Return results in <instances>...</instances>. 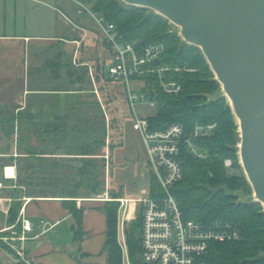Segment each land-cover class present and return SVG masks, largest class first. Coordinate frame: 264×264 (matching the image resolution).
<instances>
[{
	"label": "trees",
	"instance_id": "1",
	"mask_svg": "<svg viewBox=\"0 0 264 264\" xmlns=\"http://www.w3.org/2000/svg\"><path fill=\"white\" fill-rule=\"evenodd\" d=\"M80 1L94 12L102 13L126 40L135 42L139 50L151 44L164 45L162 65L194 69L193 72L166 73L165 80L181 84L182 91L178 95L164 93L156 75L135 79L144 83L142 90L156 103L154 113L147 117L152 129L180 123L189 133L197 125L216 124L208 134L195 140L200 151L207 155L206 159L196 158L183 150V178L174 187L173 194L185 220L228 221L240 225V240L210 244L206 256L208 264H264V207L259 202L248 201L253 192L240 161L239 124L226 97H217L221 84L201 50L187 44L173 31V24L153 10L125 5L120 0ZM103 44L109 52L110 47L104 39ZM80 46L77 59L81 63L92 62L101 102H86L85 97L79 95L84 89L73 92L57 88L49 91L57 95L65 91L72 96L64 111L56 101L45 102L44 107L32 104L30 99L34 96L28 97L23 109L0 105V140L11 138L10 142L14 140L16 144V152L11 155L10 145L0 147V161L16 163L18 170L5 221L20 235L22 229L18 219L23 207L22 193L30 197H59L74 218V240L79 242L83 235V208L77 206L76 198H90L104 192L103 171L107 163L108 194L112 200L103 208L107 221L105 250L108 264H123L117 230L119 202L115 199L125 197L126 191L124 185L114 186V151L124 144L123 126L125 120H132V112L125 84L107 77V61L84 58L83 46ZM80 73L67 69L66 76L71 84L79 83L82 81ZM105 85L112 88L108 93H105ZM117 97H122L125 106L121 123L113 116L115 110L109 109ZM12 109H17V114ZM106 138L112 139L107 144L108 160L100 155L104 154ZM226 159L232 161L231 167L225 166ZM148 179L149 195L160 194L161 187L151 170ZM4 217L0 213V219ZM4 236H11V232L2 233L1 237ZM126 243L131 264H148L141 257L140 212L131 228L126 229ZM0 245L16 254L4 242L0 241ZM17 264L33 263L19 259Z\"/></svg>",
	"mask_w": 264,
	"mask_h": 264
},
{
	"label": "built area",
	"instance_id": "2",
	"mask_svg": "<svg viewBox=\"0 0 264 264\" xmlns=\"http://www.w3.org/2000/svg\"><path fill=\"white\" fill-rule=\"evenodd\" d=\"M71 1L77 5L79 17L88 15L96 21L103 39L110 47L107 77L114 82H123L126 86L132 112V127L141 137L150 170L161 187V193L155 196L149 195L148 190L139 198L115 199L119 202L117 230L123 264H131L126 243V224L135 208L141 213V257L145 263L208 264L206 256L210 244L240 240L241 227L237 223L228 221L202 223L185 220L173 189L183 178V150H187L196 158L206 159L207 155L200 151L195 140L208 134L216 124L197 125L189 133L180 123L171 124L164 129H152L148 118L139 116L136 108L137 102L150 98L145 91L137 94L130 87V83L135 79L156 75L164 93L178 95L182 91L181 84L174 80H165L166 73L193 72L194 69L162 65L164 45L151 44L139 50L136 43L126 40L115 24L109 22L102 13L94 12L80 0ZM81 41H75L77 49ZM156 60H160V63H155ZM95 92L98 94L97 89ZM150 106H155V101L152 99ZM105 158L108 159V156ZM224 163L226 167L232 166L230 159H226ZM8 168L13 169L11 176L7 174ZM4 177L16 179L15 167H5ZM2 187L0 183V188ZM0 209L8 213V208L5 207L2 199ZM18 220L21 222V234L13 232V227L5 228L4 231L11 230L13 235L2 237L1 240L15 251L18 258L28 262L25 257V242L28 238L25 234L33 231V222L22 216V211Z\"/></svg>",
	"mask_w": 264,
	"mask_h": 264
},
{
	"label": "crops",
	"instance_id": "3",
	"mask_svg": "<svg viewBox=\"0 0 264 264\" xmlns=\"http://www.w3.org/2000/svg\"><path fill=\"white\" fill-rule=\"evenodd\" d=\"M41 1L0 0V105L20 106L23 109L29 96L39 97L41 94L55 93L40 85L39 75L43 73V69H49L43 59L46 49L55 51L58 60H65L66 56H70L71 59L77 58L79 48L74 45L75 41L82 40V56L87 59L99 58L90 54V43L92 45L98 40L106 48L102 33L94 34L93 29L83 22L82 17L76 18V25L67 21L66 24L73 28L69 31H60L56 20L54 23H51L53 20L46 23L42 12H39L37 7L29 5L31 2ZM51 10L53 11V8H50ZM45 27H49L54 33L48 36L39 34L38 31L43 32ZM57 67L68 69V65L64 63L58 64ZM58 93L61 95L63 92ZM61 98L63 96L59 97L58 106L64 111V100ZM5 167H15L18 175L16 164L7 161L3 165V176ZM16 181L17 178H5L6 184L0 192L4 191L6 195H10L16 187ZM114 182L123 185L115 180ZM0 183L4 184L2 181ZM22 189L25 190L24 187ZM125 191V197H132L130 190L125 188ZM0 199L9 209L12 196ZM21 199L22 216L33 222V231L25 234L28 238L25 242L26 256L31 263L108 264L105 250L107 221L103 210L105 203L112 200L108 194V182L103 195L76 198L77 206L83 208V235L79 242L74 240L72 229L74 218L65 208L62 198L30 197L22 193ZM65 223L66 226L61 229ZM5 228H9L7 224ZM17 257L0 246V264H17L19 260Z\"/></svg>",
	"mask_w": 264,
	"mask_h": 264
},
{
	"label": "water",
	"instance_id": "4",
	"mask_svg": "<svg viewBox=\"0 0 264 264\" xmlns=\"http://www.w3.org/2000/svg\"><path fill=\"white\" fill-rule=\"evenodd\" d=\"M122 1L166 18L201 50L222 86L217 97L230 100L238 120L240 161L254 191L248 201L264 206V0Z\"/></svg>",
	"mask_w": 264,
	"mask_h": 264
},
{
	"label": "rangeland",
	"instance_id": "5",
	"mask_svg": "<svg viewBox=\"0 0 264 264\" xmlns=\"http://www.w3.org/2000/svg\"><path fill=\"white\" fill-rule=\"evenodd\" d=\"M120 1L122 3H124L122 0H120ZM29 5H32V7H37L38 11L42 12L43 17L46 20V23H50L51 20H53V21H51V23L52 22L54 23L56 20L58 29L60 31L73 30V28H70L69 25L66 23L68 21L72 25H76L75 24L76 18L79 17V15L77 13V5L71 0H42L39 3H32L31 2V4H29ZM125 5H127V4H125ZM50 8H53V11L51 10L52 12L50 11ZM82 20H83V22L86 23V25H88L89 27H91L93 29L94 34L100 35L101 32L99 31V26L97 25L96 21L92 17L85 15V16H82ZM172 29H173V31L178 32V34H179V31H180L179 27H177L176 25L173 24ZM38 32H39V34H42L43 36H48V35H51L54 33L53 30L50 29L49 27H45L43 32H40V31H38ZM90 37H92V36L90 35ZM74 45H76V47H77V44L75 42H74ZM81 45L83 46V43ZM89 52H90V54H92L94 56H98L99 58H97V59H105L107 61V64H109V60H110L109 52L100 43V41L97 40V42L92 43V45L90 43ZM44 55L45 56L43 57V59L45 60L46 64L48 65L46 67H49V69H47V68L43 69L44 70L43 73H41L39 75L40 76L39 79L41 81L40 85H43L42 86L43 88H46L47 90L57 89V88L69 89L73 92L75 91V89L80 88V89H84V91L81 92L79 95L85 97L86 102L93 104V102H101L103 100V99L99 98L100 97L99 92H98V94L95 92L97 87H96L94 77H93V71H92V67H91L92 62L91 61L81 63L78 61L77 58L71 59L70 56H66L65 60H63V59L58 60L56 57L57 56L56 52L51 51L50 48L45 50ZM92 59H94V58H92ZM63 63L68 65V69H73L74 72H76V73H78V72L80 73L83 70L82 71L83 74H82V72L80 73V75H81L80 79L82 81L79 83L71 84L70 80L68 79V76H66L67 69H58V67H57L58 64L62 65ZM107 68H108V66H106V69ZM91 78H92V81H91ZM143 84L144 83L142 81L135 80V81H132L130 83V87H131V89H133V91L137 92V94H141L143 92V90H142ZM111 89H112L111 87H109L108 85H105V93H108L109 91H111ZM219 93H223L222 86L218 90V94ZM60 96H63V98H61V99L64 100L63 110H65V106H66L67 101H69L72 98V96L70 94H66L65 91L61 95L60 94L57 95L54 93L53 94L52 93L51 94H41V95H39V97H34V98L32 97V99H30V102L32 104L37 103L39 105H43V107H44L45 102H52L53 103L56 101L55 103H58ZM226 99L231 106L230 100L227 97H226ZM150 101H151V99H147L144 101L137 102L136 108H137V112H138L139 116L148 117L149 115H152L154 113V111L156 109V103H155V106L152 107V106H150ZM109 109L115 110V111L113 110L114 111L113 116L115 117L116 122L119 121V123H121L122 122L121 118H123V116L125 115L124 114L125 106L123 105L122 97L115 98L114 102L111 104V107ZM109 109H108V111H109ZM12 111L14 112V114H17V112H18L17 109H12ZM106 121L108 123V121H109L108 116H106ZM237 122H238V120H237ZM123 127H124V135H123L124 144L122 147H118L114 151L115 168H114L113 177H114L115 181L125 185V188L132 192L131 196L133 198H139V197H142L144 195V193L149 190L148 175H149V171H150V166H149V162L147 160V156L145 153L143 142L141 140L139 133L133 129L132 121L131 120H125ZM238 130H239V128H238ZM10 139L11 138L3 137L0 140V147H6V146L10 145V149L8 151L10 152V155H11L12 153L16 152V149H15L16 144H15L14 140L10 142ZM111 141H112V139L106 138V146H105L104 154H103V152H101L100 155L108 156L107 144H109V142H111ZM105 156H103V157L105 158ZM105 160H108V159H105ZM3 165H4V162L0 161V181H2L4 183V184H2L4 186L6 184V182H5L4 176L2 175ZM105 165L106 166H105V169L103 171V174L105 176V184L103 187V190H104L103 193L106 192V185H107V181H108L107 179H108V173H109V169L107 168V163ZM229 172L234 173V172H236V170H229ZM23 176H24V174H23ZM104 176H103V178H104ZM114 186L118 187V185L115 182H114ZM252 192L253 193L250 196H254L253 188H252ZM103 193L98 194V195H103ZM6 194L7 193H5L4 191L0 192V197L12 196L11 193H10V195H6ZM239 195L241 198L244 197L241 193ZM3 203H4V201H3ZM0 213L5 215L4 219H0V241H2L1 240L2 233L7 232V231L11 232V230H5L4 231L5 224H6L5 218H6L7 214L5 212H3L1 209H0ZM138 217H139V209L135 208L131 212L130 218L126 224L127 229L131 228L132 222L137 220ZM65 226H66V223L63 224V226H61V229H63ZM14 231L15 230L13 229V232ZM11 235H13V234H11ZM4 249H6V248H4ZM25 257L27 258L26 252H25ZM19 259H21V258H19ZM22 261H24V260H22ZM28 262H30V261L28 260Z\"/></svg>",
	"mask_w": 264,
	"mask_h": 264
},
{
	"label": "bare ground",
	"instance_id": "6",
	"mask_svg": "<svg viewBox=\"0 0 264 264\" xmlns=\"http://www.w3.org/2000/svg\"><path fill=\"white\" fill-rule=\"evenodd\" d=\"M7 174H8V176H11L13 174V169L12 168H8Z\"/></svg>",
	"mask_w": 264,
	"mask_h": 264
}]
</instances>
